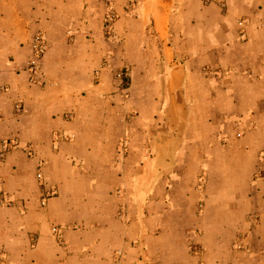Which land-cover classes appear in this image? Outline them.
I'll list each match as a JSON object with an SVG mask.
<instances>
[{
    "label": "crops",
    "instance_id": "obj_1",
    "mask_svg": "<svg viewBox=\"0 0 264 264\" xmlns=\"http://www.w3.org/2000/svg\"><path fill=\"white\" fill-rule=\"evenodd\" d=\"M6 140L0 264H264V0H0Z\"/></svg>",
    "mask_w": 264,
    "mask_h": 264
},
{
    "label": "rangeland",
    "instance_id": "obj_2",
    "mask_svg": "<svg viewBox=\"0 0 264 264\" xmlns=\"http://www.w3.org/2000/svg\"><path fill=\"white\" fill-rule=\"evenodd\" d=\"M240 24L242 25L243 24V21L240 22ZM33 41V40H32ZM112 56L111 54H108L107 55V58L104 59V63H103V69L105 68L104 66H110V63H109V59L108 57ZM105 62L107 65H105ZM112 68V67H111ZM132 66L130 65L129 67H123L119 70L118 72V76H114L115 80L117 79L116 77H119L118 79H120V76L121 75V79H124L125 80V89H121L119 92H121L123 95H124V99L123 100V105H122V111H120V113H116L114 116H115V121L114 123H116L115 125L116 126H120L123 128H131L132 126H135L138 124V122L140 123V121L138 120V116L140 115L139 112L142 111V109L139 107V103H135V101L133 102L132 100V95L134 92L131 90L129 91H126V89H129L131 88V78H132ZM101 71H99L98 73L100 74ZM95 80L94 82L96 83H99L100 82V77L99 75L97 74L96 72V75H95ZM95 83V84H96ZM118 91H115V92H112L111 90L109 91V95H114L116 94ZM118 92V93H119ZM130 95V99L128 98V96ZM137 116V117H136ZM137 118V119H136ZM145 118H141V120H144ZM161 129H163V126L161 128H156V130H153L155 134H158L159 132H162ZM242 131H246V129L243 128ZM71 135H68V136H65V135H62V140L63 141H67V142H70L72 140L75 139V136H73L74 138L72 140H68V137H70ZM123 149L117 154L116 156V160L119 162V164L122 163V159H124L125 157L127 158L128 157V148L127 147V144H126V141L123 142ZM121 159V160H119ZM117 166V165H116ZM42 174V172H39V174ZM43 175V174H42ZM44 178V177H43ZM39 180V179H38ZM40 184H42V182L39 180ZM200 185H203V183H201ZM201 208H202V205H201ZM236 250L239 251V252H243L244 251V237L243 235L239 236L237 239H236Z\"/></svg>",
    "mask_w": 264,
    "mask_h": 264
},
{
    "label": "built area",
    "instance_id": "obj_3",
    "mask_svg": "<svg viewBox=\"0 0 264 264\" xmlns=\"http://www.w3.org/2000/svg\"><path fill=\"white\" fill-rule=\"evenodd\" d=\"M199 1L202 2L206 6L213 5L218 2V0H199ZM31 49L33 53V58L27 63L26 70L30 73V75H32L33 80H36L35 77H38V75H40L42 62L49 50V44H48L47 37L44 32L40 31L35 35L32 41V44H31ZM16 109L18 111H21L22 107L18 105ZM73 138H74L73 136L68 137V139L70 140H72ZM18 146L19 144L16 141H12V140L4 141L1 147V150H0V160L2 161L5 160L7 155L10 152H12L15 148H17ZM38 179L43 183L44 178L41 173L38 175ZM55 194H56V191L50 192L48 190L46 192V195L42 199V206L45 207L47 205L49 195L53 196ZM0 201H1V204L4 206L11 205V201L4 196H2Z\"/></svg>",
    "mask_w": 264,
    "mask_h": 264
}]
</instances>
